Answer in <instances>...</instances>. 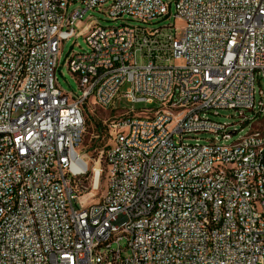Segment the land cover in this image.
Listing matches in <instances>:
<instances>
[{
	"label": "built area",
	"instance_id": "built-area-1",
	"mask_svg": "<svg viewBox=\"0 0 264 264\" xmlns=\"http://www.w3.org/2000/svg\"><path fill=\"white\" fill-rule=\"evenodd\" d=\"M174 6L180 32L149 25L169 15L163 0H0V264H264V129H254L264 118L255 89L264 81V0ZM95 8L142 25L88 24L76 35L87 50L68 55L81 90L73 97L57 84L60 44ZM125 84L128 103L156 105L114 108ZM87 101L117 113L102 122L99 172L81 149ZM222 109L249 131L228 142L234 124L206 116ZM240 148L249 149L245 164L233 160ZM214 164L223 172L193 182ZM232 169L239 178L227 184ZM126 218L132 228L99 246Z\"/></svg>",
	"mask_w": 264,
	"mask_h": 264
},
{
	"label": "rangeland",
	"instance_id": "rangeland-1",
	"mask_svg": "<svg viewBox=\"0 0 264 264\" xmlns=\"http://www.w3.org/2000/svg\"><path fill=\"white\" fill-rule=\"evenodd\" d=\"M165 4L168 5V12L169 15L164 17L163 19L159 20H152L151 23H149L150 26H159V25H169V24H175L177 27V32H180V28L182 27V24L175 20L173 17L174 14V0H163ZM79 7V4L77 2L71 4L68 6L67 10L71 11L75 8ZM125 20H113L111 19L104 11L100 8H95L94 10H89L86 12L82 20H78L74 25L75 35L73 37H70L69 39H66L64 41H61L60 44V50H59V61L58 66L56 69V78H57V84L59 88L73 96H79L81 94V90L78 86V80L77 76L73 73H71L68 69L67 63H68V55L70 52H81L87 50V44L85 42V39L83 36L76 35L78 33H81L83 35V31H85L88 24H98L101 26H118L122 23H127L130 25H142L141 22H138L133 19H128L127 17H124ZM128 19V20H126ZM87 31H85L86 33ZM84 33V34H85ZM181 36L179 34L176 35V38H180ZM138 62L140 64H144L145 61L138 58ZM128 84H125L121 87V94L118 99L114 102V108L116 109H135L140 110L142 108H152L156 104H145V103H134L130 104L126 101V99L122 96V93L127 90ZM256 93L259 89L264 91V81H261L259 84L256 82ZM258 97V95H257ZM116 112L113 111H105L91 102L87 101L84 103V115H85V134H84V140L82 144V151L85 152L89 158L94 160V162L98 161V158L100 156V151L105 150L108 141H107V131L105 127L102 125V122L104 120H108L114 115H116ZM206 116L214 121L225 123V124H234L233 126L229 127V130H236L237 132L232 135L231 139L228 140V142H232L236 140L238 137L245 135L249 131V125L247 124H241L239 122V119L237 118V115L234 114L231 110H219L218 115H214L212 113H206ZM259 120V123L254 124V129H264V118L257 119ZM256 120V121H257ZM96 135H98L96 137ZM212 136L210 134H200L198 135V138L202 139H210ZM202 142V141H201ZM98 167L101 169L104 168L103 158L100 159L99 162H97ZM94 166V163H93ZM104 190V172L100 176L99 180V187L96 191H94L91 195L87 196L89 198V202H95L98 200L100 195L102 194Z\"/></svg>",
	"mask_w": 264,
	"mask_h": 264
},
{
	"label": "bare ground",
	"instance_id": "bare-ground-1",
	"mask_svg": "<svg viewBox=\"0 0 264 264\" xmlns=\"http://www.w3.org/2000/svg\"><path fill=\"white\" fill-rule=\"evenodd\" d=\"M249 156L248 148H240L237 152L233 153V160L238 162V164H245ZM256 156H264V141H260L256 147ZM94 169L96 172H99L98 164H95ZM223 172L222 164H214V167L208 168L206 170L193 173V182H211L214 176H217ZM239 178V169H232V174L230 177H227V184H235ZM66 207H73V198H66ZM133 218H126L115 226L108 228V231L105 235H102L98 238L99 246H107L108 243H111L117 238H122L126 229L132 228ZM90 241V232H83L82 242Z\"/></svg>",
	"mask_w": 264,
	"mask_h": 264
}]
</instances>
